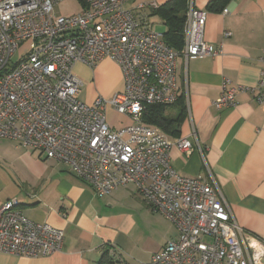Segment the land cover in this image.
<instances>
[{"label":"built area","instance_id":"built-area-1","mask_svg":"<svg viewBox=\"0 0 264 264\" xmlns=\"http://www.w3.org/2000/svg\"><path fill=\"white\" fill-rule=\"evenodd\" d=\"M64 1L0 0V139L66 164L97 197L132 186L144 206L177 231L144 264H262L264 242L237 226L219 192L171 167L172 149L185 157L193 152L190 138L170 141L142 122L148 106L177 101L178 57L217 55L202 36L207 12L187 0L184 44L175 51L151 23L124 8L128 0H78L79 13L55 16L53 7ZM105 59L120 68L123 93L81 102L75 65L93 70ZM259 62L257 86L225 90L223 83L213 103L217 110L234 107L244 91L255 92V103L264 106V52ZM107 107L131 124L112 128ZM63 240V230L30 221L15 199L0 207V252L46 258L62 250ZM108 259L129 264L115 249L108 250Z\"/></svg>","mask_w":264,"mask_h":264},{"label":"crops","instance_id":"crops-1","mask_svg":"<svg viewBox=\"0 0 264 264\" xmlns=\"http://www.w3.org/2000/svg\"><path fill=\"white\" fill-rule=\"evenodd\" d=\"M172 1L128 0L125 9L152 24L150 18L158 16L155 12ZM212 1L193 0V5L207 12L202 36L217 55L177 58V101L182 98L185 118L177 136L165 134L170 141L190 138L195 148L188 157L172 149L170 163L180 176L200 179L218 191L237 226L264 242V106L255 103V92L250 91L238 92L232 108L217 110L213 105L225 82V90H252L258 84L264 52V0H225L219 10L207 8ZM225 8L228 13L224 15ZM226 31L231 33L229 38L223 37ZM73 74L82 87L84 83L95 86L93 98L101 97L100 83L105 81L106 99L124 91L122 72L108 59L93 70L76 64ZM175 103L166 107L167 117L177 115ZM111 113L124 117L106 108V122L115 129L117 121ZM22 160L31 172L26 194L6 201L15 199L30 221L63 230V246L59 253L37 259L0 252V264H99L103 256L108 259L110 249L124 254L129 264H144L177 237L176 229L149 211L132 186L97 197L62 162L40 153L36 157L26 153ZM158 231L163 237L156 244L153 237Z\"/></svg>","mask_w":264,"mask_h":264},{"label":"rangeland","instance_id":"rangeland-1","mask_svg":"<svg viewBox=\"0 0 264 264\" xmlns=\"http://www.w3.org/2000/svg\"><path fill=\"white\" fill-rule=\"evenodd\" d=\"M125 7L128 8L129 3L124 4V8ZM81 9L82 6L78 0H66L64 2L55 5L53 7V13L55 16H69L79 13ZM150 21L153 24L152 26L154 30L158 34L163 35L166 32V27L164 26V24L162 23L161 19L158 16L150 18ZM19 56L20 54L18 53L14 57V61L18 60ZM88 84L89 83H84V86L81 87L80 92L78 94V99L86 104L93 103V101L96 99L93 98L95 86H89ZM107 87H108V83L106 81L100 83L99 89L102 91V93L100 94V92L97 91L99 93L98 95L101 96L100 98L106 99L103 95V90H105V88ZM91 98H93L92 101H90ZM106 100H110V99H106ZM111 115L113 114L111 113ZM113 116L117 121L116 129H120L122 127L131 124L130 119L127 118L121 119L115 115ZM26 153L31 154L35 157L38 155V152L27 148H23L14 141L0 139V204L6 201L7 199L13 197L18 198L20 197V195L26 194L27 187L25 185V182L31 179V172L24 165V161L22 160L23 156ZM160 227H163V224H160ZM162 237L163 236L161 232L158 231V233L155 234L153 237L154 243L156 244L160 243L162 241Z\"/></svg>","mask_w":264,"mask_h":264},{"label":"trees","instance_id":"trees-1","mask_svg":"<svg viewBox=\"0 0 264 264\" xmlns=\"http://www.w3.org/2000/svg\"><path fill=\"white\" fill-rule=\"evenodd\" d=\"M225 0H214L207 6L208 9H221ZM187 0H173L159 8L155 14L160 17L166 27L163 40L167 46L175 51H180L183 46V29L186 19ZM178 107L177 115L174 118L167 117L164 113L167 106L153 105L148 106L142 122L159 128L164 134L177 136L181 123L185 118V109L182 98L175 103ZM162 132V133H163ZM107 255L103 256L99 264H107Z\"/></svg>","mask_w":264,"mask_h":264}]
</instances>
